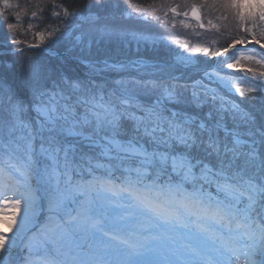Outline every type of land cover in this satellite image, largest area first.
<instances>
[{
  "label": "snow or ice",
  "instance_id": "obj_1",
  "mask_svg": "<svg viewBox=\"0 0 264 264\" xmlns=\"http://www.w3.org/2000/svg\"><path fill=\"white\" fill-rule=\"evenodd\" d=\"M219 7L251 39L179 44L132 0H0L4 264H264V71L240 63L264 52L237 56L264 49V0Z\"/></svg>",
  "mask_w": 264,
  "mask_h": 264
},
{
  "label": "rangeland",
  "instance_id": "obj_2",
  "mask_svg": "<svg viewBox=\"0 0 264 264\" xmlns=\"http://www.w3.org/2000/svg\"><path fill=\"white\" fill-rule=\"evenodd\" d=\"M191 1H192L191 3H195L198 5L200 12H201V15H202V18H203V20L201 22L205 26H207L206 28L200 29L199 31L196 28H194L197 25L196 24L197 21L195 19H193L192 17H185L183 15L174 16V14L171 11H168L169 7L178 6L177 11L181 13L183 5L180 2H178L177 0H149V1H142V2L132 1V3L134 5L139 4L141 6L146 7L148 9L149 14H151V6H155L156 8L159 9L155 14L158 16H161V17H163V13L165 11H167L168 12V15H167L168 23L163 24L162 27H160L158 29V31H160L161 33H163V34H165V35H167L173 39H177L179 41V44H183L184 41L187 40V42L190 45H194V44L199 43V44L206 46V47L215 51V49L219 48L218 45L223 40V37L225 38L223 33L225 31H227L228 29L234 31L239 37H240V35H239V32H240L242 34V36H247V39H251L250 35H247L242 29H238L237 19L234 18V16L230 12H225L222 8L219 7V0H191ZM135 10L139 11L140 9L137 8ZM169 13H171V14H169ZM222 15H226L227 19L226 20L220 19L219 17H221ZM173 20L175 21V27L174 28L172 27ZM181 20H184L185 23L190 25V27L185 28L180 23ZM219 24L222 25L221 28H219ZM250 26L251 25H249V27ZM206 30H208V32H206ZM253 31H255V29H253ZM203 36L207 40L203 39ZM217 37H219V42H218ZM152 38L153 39H159L158 36H153ZM262 42H264V41H262ZM179 44H173L176 54L183 51V49L179 47ZM173 45H168L167 43H165V49L170 48L172 50ZM247 46H252L253 49L251 48L249 51L241 52L237 56L252 55L253 50H255L257 53V58H260L258 55L260 53L259 52L260 51L259 45L255 44L253 42V43L247 44ZM133 51H134V49H133ZM176 54H174V57H173V54H171L172 58H175ZM225 55H226V53H225ZM214 58L215 57H213V59ZM221 59H222V57H218L216 61L219 62ZM244 62H247V64L249 66H252L254 68H260L261 71L264 70V67H262L261 65L255 64L252 61L243 60V59L240 61L241 64ZM225 71L229 72L228 69H226ZM234 75L239 82L240 75H236V74H234ZM248 75L250 76L251 74L249 73ZM240 86L243 87L244 85L241 83ZM8 227L9 226L7 224H0V228H3L5 232H8ZM8 234L11 235L12 233L8 232ZM6 259L7 258L5 257V259L2 260L0 257V263L4 264V261Z\"/></svg>",
  "mask_w": 264,
  "mask_h": 264
},
{
  "label": "trees",
  "instance_id": "obj_3",
  "mask_svg": "<svg viewBox=\"0 0 264 264\" xmlns=\"http://www.w3.org/2000/svg\"><path fill=\"white\" fill-rule=\"evenodd\" d=\"M19 2L21 4H24L26 2V0H19ZM69 2H71V0H69ZM28 22H29L28 18H25L24 21H23V26H22V28L20 30V36H19V38L22 39V40L23 39H26V40H28V41L31 42L34 39V37L32 36L31 32H28L27 31V24H28ZM31 22L34 23V24L37 23V21H35V20H33ZM221 27H222V25L219 24V28H221ZM36 30L37 29H35V28L33 29V31H36ZM223 34L225 36V40H224L223 46H227L228 44H230L232 42L233 39L239 37L234 31H232L230 29H228L227 31H225ZM239 35L242 36V34L240 32H239Z\"/></svg>",
  "mask_w": 264,
  "mask_h": 264
}]
</instances>
